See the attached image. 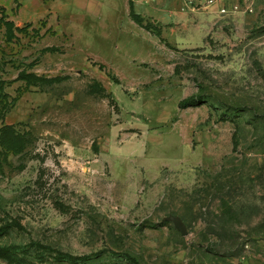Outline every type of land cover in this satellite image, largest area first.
<instances>
[{"label": "rangeland", "instance_id": "374dc122", "mask_svg": "<svg viewBox=\"0 0 264 264\" xmlns=\"http://www.w3.org/2000/svg\"><path fill=\"white\" fill-rule=\"evenodd\" d=\"M133 1L152 31L128 10L115 26L76 17L81 29L53 16L12 40L0 26V128L28 139L0 155V247L264 264V0ZM21 72L54 83L27 88ZM189 97L203 104L180 109Z\"/></svg>", "mask_w": 264, "mask_h": 264}, {"label": "trees", "instance_id": "16d2710c", "mask_svg": "<svg viewBox=\"0 0 264 264\" xmlns=\"http://www.w3.org/2000/svg\"><path fill=\"white\" fill-rule=\"evenodd\" d=\"M14 2L19 5L18 0H14ZM129 17L137 26L148 32L152 31L151 25L149 23H145L143 18L135 12L133 0L129 1ZM0 26L5 29V35L11 40L15 37L16 33H23L24 28L30 27V25H28L23 28H17L13 22L7 21L4 16L0 18ZM157 36H160L159 31ZM44 52L54 53L58 52V49L46 48ZM17 79L18 81L24 82L27 88L50 86L52 83H54L51 78L38 77L34 74H28L25 72H21ZM7 99L8 96L4 92V84L0 83V104L4 103V105H6ZM18 99L19 97L13 100L14 104ZM202 104V98L189 97L182 100L178 106L180 109L185 110L189 108H196ZM236 137L237 135L234 136V149L237 147V143L235 142ZM27 145L28 139L26 138V135L17 133L13 126L5 125L0 128V155H3L4 158H7V155L9 154H21ZM56 205L58 208L63 209L62 204L56 203ZM18 227L20 228L19 225ZM28 254H34V257L29 258L27 256ZM91 259L92 258L90 256H74L66 253L54 252L50 247L42 245L41 243H31L26 247L16 245L0 247V261L4 262L5 264H28L32 261L45 263L48 260H52L55 263L86 264ZM125 259L130 264H140L137 259L129 255H125Z\"/></svg>", "mask_w": 264, "mask_h": 264}, {"label": "crops", "instance_id": "0c3cea01", "mask_svg": "<svg viewBox=\"0 0 264 264\" xmlns=\"http://www.w3.org/2000/svg\"><path fill=\"white\" fill-rule=\"evenodd\" d=\"M129 1L127 0L128 8H126L125 0H18L19 5L14 0H0V18L4 16L7 21L13 22L17 28H23L16 25L23 21L32 26L31 23H38L45 19L40 24L45 23V28L49 31L51 29L48 25L52 26L53 16L60 18L69 16L63 27L76 29V17L81 19L88 17L92 22L98 19L103 23V17L107 15L111 19L108 21L115 26L118 16H123L126 10L129 11ZM23 24L24 22L21 23V25Z\"/></svg>", "mask_w": 264, "mask_h": 264}, {"label": "water", "instance_id": "95a60500", "mask_svg": "<svg viewBox=\"0 0 264 264\" xmlns=\"http://www.w3.org/2000/svg\"><path fill=\"white\" fill-rule=\"evenodd\" d=\"M165 220L167 222H171L174 228L181 234V236L185 237L188 235L186 226L181 218L177 216H169V217H166Z\"/></svg>", "mask_w": 264, "mask_h": 264}, {"label": "built area", "instance_id": "2783aa9c", "mask_svg": "<svg viewBox=\"0 0 264 264\" xmlns=\"http://www.w3.org/2000/svg\"><path fill=\"white\" fill-rule=\"evenodd\" d=\"M214 2H215L214 0H208L207 4L212 6L214 4ZM247 9H249L251 11V5H247ZM220 12H221V14L227 13L226 9H224V8H221Z\"/></svg>", "mask_w": 264, "mask_h": 264}]
</instances>
